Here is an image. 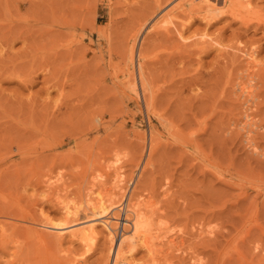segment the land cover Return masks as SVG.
<instances>
[{"label": "rangeland", "instance_id": "rangeland-1", "mask_svg": "<svg viewBox=\"0 0 264 264\" xmlns=\"http://www.w3.org/2000/svg\"><path fill=\"white\" fill-rule=\"evenodd\" d=\"M178 1L0 0V264H106L128 196L129 264H264V0Z\"/></svg>", "mask_w": 264, "mask_h": 264}, {"label": "bare ground", "instance_id": "bare-ground-1", "mask_svg": "<svg viewBox=\"0 0 264 264\" xmlns=\"http://www.w3.org/2000/svg\"><path fill=\"white\" fill-rule=\"evenodd\" d=\"M219 3H220V0H179L177 3H175L174 5H172L171 6V8H169L170 9V15L171 14H173L174 13V11L175 10H177V12L179 11V12H184L185 13V15H186V17H187V19L186 20H189L194 14H197L198 16H200L202 19H204L205 21H206V23H210V21L212 22V20H214L215 18H216V16L218 15V11H221L220 9H219ZM223 3H226V5H227V7H229V9H231V11H232V13H234L235 14V11L237 12V10H240L241 8H240V6H239V8L240 9H235V7H234V0H223ZM238 6V5H237ZM238 8V7H237ZM251 9V8H250ZM173 11V12H172ZM243 12V11H242ZM239 13V12H238ZM164 15V14H163ZM247 15V14H246ZM248 16V15H247ZM166 17V16H165ZM249 18V17H248ZM248 18H245L246 20H248ZM160 19H162V18H160ZM162 22V21H164V19H162V20H158L157 22L158 23H160V22ZM166 23V22H165ZM163 24V23H162ZM154 25H156V22H155V24ZM163 26H166V25H163ZM157 27V26H156ZM135 34V33H134ZM4 39V38H3ZM1 40V39H0ZM4 40H6V39H4ZM4 40H2V42L4 41ZM7 42V41H6ZM9 42V41H8ZM135 42V41H134ZM3 44V43H2ZM3 45H5V42H4V44ZM9 45V44H8ZM132 48V47H131ZM131 51H132V49H131ZM130 52V51H129ZM131 54V53H130ZM140 55V52L138 51L137 52V56H139ZM131 56V55H130ZM140 64V63H139ZM142 67H141V64H140V69H141ZM140 71V70H139ZM140 73H141V71H140ZM141 75V74H140ZM141 86H142V89H143V91H144V89H145V86H144V83L142 82V84H141ZM147 87V86H146ZM154 96V95H153ZM150 101H148L147 100V105L148 106H150ZM152 138V137H151ZM151 140V139H150ZM152 142V141H151ZM155 147V146H154ZM151 148V147H150ZM121 201L118 203V204H116V207H115V209L117 210L116 212H117V214L119 215V217L116 219L118 222H120V223H122V227H121V230L119 231V236H117V243H116V245H114V243H115V241H114V239H111L110 241H111V243H110V245L108 246V254H107V257H106V264H109L110 262H112L111 264H119V262H121V264L123 263V264H129L128 263V259H127V236L130 234V228H129V224H130V213H129V208H128V205H129V196L125 199V205H122L121 206ZM1 206V205H0ZM124 207H125V209H124ZM119 210H120V212H119ZM125 211L124 212V215L122 214V212L121 211ZM6 212V211H5ZM8 212V211H7ZM3 214V213H2ZM4 217V216H3ZM8 218V217H7ZM14 218V217H13ZM4 218H2V220H3ZM26 219V218H25ZM24 219V220H25ZM86 219L88 220V222H90V225H89V227L91 228V229H93L95 226H96V224H97V222H99L100 220H101V223H103V224H105L106 226H107V228H108V233L110 234V235H112L111 234V229H110V219L109 218H107V217H99V218H89V217H86ZM5 220H7V219H5ZM9 220V219H8ZM121 220V221H120ZM4 222V221H3ZM30 222V221H29ZM31 222H34V221H31ZM4 223H6V222H4ZM38 223V222H37ZM39 223H41V222H39ZM38 223V224H39ZM9 224V223H8ZM13 224V223H12ZM22 224V223H21ZM41 225V224H40ZM42 225L44 226V227H46V229H48V231H49V234H50V236L51 235H55V236H57V237H59V239L61 240L62 238H63V236L65 235V230L66 229H68L69 227H66L63 223H55V222H49V221H46V222H42ZM6 226H8V225H6L5 224V226H4V224L3 223H1V221H0V229H1V231H2V234L4 233V232H6V230H7V228H6ZM10 226V225H9ZM15 226V225H14ZM116 227H117V224L115 225ZM10 227H12V226H10ZM17 227V226H16ZM32 229H34L35 231H34V233L36 232V234H40V236H41V238L44 240V241H46L47 239H46V235H44V234H41V233H38L37 232V230L35 229V227L34 226H30ZM13 229H14V227H13ZM9 230V229H8ZM40 232V231H39ZM70 234H74L75 233V231L74 230H71L70 232H69ZM4 235V234H3ZM114 235V234H113ZM49 236V235H48ZM6 237H8V236H6ZM9 238V237H8ZM48 238V237H47ZM6 240V239H5ZM9 240V239H8ZM48 242V241H47ZM47 242L45 243V244H47ZM18 246H19V244H18ZM18 246H17V248H18ZM22 247V246H21ZM24 247V246H23ZM37 247V246H36ZM41 248V247H40ZM39 248V252H40V250L42 251V252H45V251H43V249L41 248L40 249ZM26 250H27V248H25ZM33 249H34V247H33ZM37 249H38V247H37ZM48 249V248H47ZM17 251H15V252H13V253H15V255H16V253H17V255L19 254L18 253V249H16ZM19 250H21V249H19ZM24 250V249H23ZM50 250V249H49ZM22 251V250H21ZM34 252V251H33ZM48 252V251H47ZM50 252H52V254H53V252L54 251H50ZM22 253V252H21ZM28 253H30V252H28ZM23 254V253H22ZM26 254V253H25ZM42 254V253H41ZM55 254V253H54ZM21 255V254H20ZM24 255V254H23ZM28 255H31V253L30 254H28ZM46 255V254H45ZM45 255H44V257H45ZM33 257H35L34 255H32ZM32 256L30 257H28V258H30V260H32ZM48 256V255H47ZM23 258L25 257V256H22ZM26 257H27V255H26ZM25 257V258H26ZM37 257V256H36ZM40 257H43V255H41ZM59 257V259H60V256H58ZM57 257V258H58ZM20 259H21V257H19ZM46 258V257H45ZM52 258V256L50 257V259ZM55 258V257H54ZM47 259V258H46ZM56 259V258H55ZM55 259H53L52 261H54ZM25 260V259H24ZM27 260V259H26ZM42 260V258H40V260H38V261H40V262H42L41 261ZM57 260V259H56ZM112 260V261H111ZM37 261V262H38ZM51 261V262H52ZM58 261V260H57ZM56 261V262H57ZM32 262H35V261H33L32 260ZM44 262H47V264H50L51 262H49L48 261V259H47V261H45L44 260ZM55 261H54V263H52V264H57ZM60 262V261H59ZM58 262V263H59ZM24 263V262H23ZM29 264V263H28ZM42 264H45V263H42Z\"/></svg>", "mask_w": 264, "mask_h": 264}]
</instances>
